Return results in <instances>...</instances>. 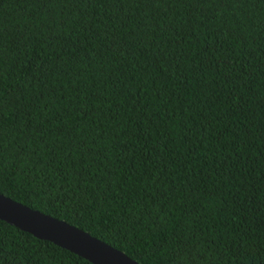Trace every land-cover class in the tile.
Wrapping results in <instances>:
<instances>
[{
	"label": "trees",
	"instance_id": "16d2710c",
	"mask_svg": "<svg viewBox=\"0 0 264 264\" xmlns=\"http://www.w3.org/2000/svg\"><path fill=\"white\" fill-rule=\"evenodd\" d=\"M0 193L140 264H264V0H0ZM0 264H92L0 220Z\"/></svg>",
	"mask_w": 264,
	"mask_h": 264
},
{
	"label": "water",
	"instance_id": "95a60500",
	"mask_svg": "<svg viewBox=\"0 0 264 264\" xmlns=\"http://www.w3.org/2000/svg\"><path fill=\"white\" fill-rule=\"evenodd\" d=\"M0 220L50 241L92 264H140L125 253L65 221L34 210L0 193Z\"/></svg>",
	"mask_w": 264,
	"mask_h": 264
}]
</instances>
